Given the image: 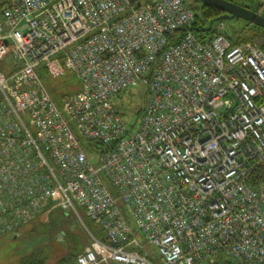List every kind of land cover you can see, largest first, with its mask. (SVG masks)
Wrapping results in <instances>:
<instances>
[{
    "label": "built area",
    "instance_id": "2783aa9c",
    "mask_svg": "<svg viewBox=\"0 0 264 264\" xmlns=\"http://www.w3.org/2000/svg\"><path fill=\"white\" fill-rule=\"evenodd\" d=\"M195 15L185 0H0V238L62 208L108 237L85 223L77 264L264 261V189L249 182L264 50L224 20L200 39ZM69 71L79 85L56 100L42 75ZM140 81L131 128L113 98Z\"/></svg>",
    "mask_w": 264,
    "mask_h": 264
},
{
    "label": "trees",
    "instance_id": "16d2710c",
    "mask_svg": "<svg viewBox=\"0 0 264 264\" xmlns=\"http://www.w3.org/2000/svg\"><path fill=\"white\" fill-rule=\"evenodd\" d=\"M143 1L145 0H133L135 4H141ZM185 1L195 11V22L192 29L195 31L196 35L200 39H210L217 32L221 31V29L217 27L218 24L215 25L216 23H218L215 21L219 17H222L226 12L212 4L205 3L201 0ZM255 10H259L258 5H256ZM247 24L252 25V27L249 31H246L245 33H240L241 31L235 33L231 32V30H229V32H225L224 30V32L237 43L253 41L257 39L260 35L264 36V27L256 25L250 21H247ZM261 47L264 50V40L261 44ZM67 75L69 76L70 80H68L67 83L63 85L62 92H70L74 89L75 86L79 85V82L73 72L69 71L66 76ZM42 76L46 84L49 85L48 87L53 97L56 100L61 98L62 92L56 91L57 88L55 89L50 86V84L52 85L54 80L59 78H53L49 75H46V77L44 76V73ZM75 80H77V82ZM66 86L71 87L70 89H66ZM143 109L144 106H142L139 110V117ZM135 125L136 123L134 125H131V128ZM94 146L96 147V150L101 149V146H99L98 143H94ZM249 182L258 189H264V165L259 164L255 167L254 170L251 171L249 175ZM71 215V211L64 210L62 208H56L55 210H53L49 221L41 222L39 219H35L31 223L21 227L19 233L27 229L23 233L22 239L27 242L28 251L20 257L19 264H51V252L55 250V245L52 242L53 240H57L58 242H60L62 248L66 250L61 256L57 258V260L53 264H77L78 255L84 251V247L87 244V235L89 237L90 234L85 229V227H83L85 230L84 232L81 230L79 231L76 224L72 225L69 221V217H71ZM72 216L74 217V215ZM82 216L85 220L86 225H89L93 228L90 229V227L88 226L94 235L103 240H108L107 234L101 229L99 225L95 223V221H93L85 213H83ZM77 218L79 217L77 216ZM13 236L14 234L12 233L8 234L0 238V241L7 240L9 238H12ZM51 238H53V240ZM203 264L246 263L242 259L232 258L224 252H220L216 259H214L213 261L204 262ZM260 264H264V261Z\"/></svg>",
    "mask_w": 264,
    "mask_h": 264
},
{
    "label": "rangeland",
    "instance_id": "374dc122",
    "mask_svg": "<svg viewBox=\"0 0 264 264\" xmlns=\"http://www.w3.org/2000/svg\"><path fill=\"white\" fill-rule=\"evenodd\" d=\"M235 1L239 2V3H244V2L252 3L253 2L256 5H258V2L256 0H235ZM224 21H225V27H224L225 32H229V30H231V32H235V33H238L240 31H241L240 33H245L246 31H249L252 27V25L247 24L248 20H246L242 17L227 16L224 19ZM217 24L218 23H216L215 25H217ZM255 40L260 41V43L262 44V42L264 40V36L260 35ZM46 75L47 74L44 72V76H46ZM68 80H70V78L67 75L66 77H62V78L54 80L52 85L50 84V86L55 88V89L57 88L58 90L56 89V91L62 92L63 91V85L65 83H67ZM75 81L77 82V80H75ZM70 87L71 86H66V89H70ZM75 89H77V88L75 87ZM148 97H149L148 86L143 81H140L137 85H135L131 88H128L127 90H124L121 93L116 94L114 96L113 100H114L115 105L123 113L125 120L129 124L134 125L135 123L137 124L139 122V110L141 109L142 106L145 107V105L147 104V101H148ZM95 162H97V161H95ZM52 212L49 215H45L41 218L39 217V220L41 222L49 221ZM72 215H74V217ZM72 215H71V217H69L70 223L72 225L76 224L79 231L81 230V231L85 232L83 227H85V229L88 231V228L85 225L84 218H83V220H84V222H83L80 217L77 218L76 213L72 212ZM89 227H90V229H93L91 226H89ZM26 230L27 229L20 232L17 236L14 235L12 238L0 241V264H19L20 257L28 251L27 242L22 239L23 233ZM140 238L142 239V237H140ZM143 238H145V236ZM51 239L53 240V238H51ZM52 242L55 245V250H53V252H51V254H52L51 264H53L57 260V258L59 256H61L66 251V250H64V248H62L61 243L58 242L57 240H53ZM91 243H92V238H91V236L88 237V235H87V244L85 245V247L84 246L83 247L86 248ZM149 247L155 248L152 245H150Z\"/></svg>",
    "mask_w": 264,
    "mask_h": 264
},
{
    "label": "water",
    "instance_id": "95a60500",
    "mask_svg": "<svg viewBox=\"0 0 264 264\" xmlns=\"http://www.w3.org/2000/svg\"><path fill=\"white\" fill-rule=\"evenodd\" d=\"M205 3L212 4L224 12L222 17H219L215 22L224 20L227 16L242 17L256 25L264 27V15L245 5H242L234 0H201Z\"/></svg>",
    "mask_w": 264,
    "mask_h": 264
},
{
    "label": "flooded vegetation",
    "instance_id": "af4514ba",
    "mask_svg": "<svg viewBox=\"0 0 264 264\" xmlns=\"http://www.w3.org/2000/svg\"><path fill=\"white\" fill-rule=\"evenodd\" d=\"M240 4L245 5V6H248V7H251V8H256V4L253 3V2L252 3L244 2V3H240Z\"/></svg>",
    "mask_w": 264,
    "mask_h": 264
}]
</instances>
